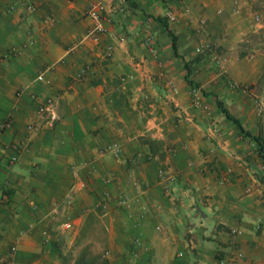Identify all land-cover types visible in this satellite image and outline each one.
Returning a JSON list of instances; mask_svg holds the SVG:
<instances>
[{
    "label": "crops",
    "instance_id": "0c3cea01",
    "mask_svg": "<svg viewBox=\"0 0 264 264\" xmlns=\"http://www.w3.org/2000/svg\"><path fill=\"white\" fill-rule=\"evenodd\" d=\"M94 2L111 18L99 44ZM262 12L252 0H0V123L13 121L0 134V264H81L92 251L101 264L238 251L239 264H264V160L247 136L264 141V43L250 42ZM194 88L211 92L202 108ZM32 96L54 98V127ZM12 143L24 144L15 165ZM114 145L120 155L101 153ZM74 168L87 188L68 207Z\"/></svg>",
    "mask_w": 264,
    "mask_h": 264
},
{
    "label": "built area",
    "instance_id": "2783aa9c",
    "mask_svg": "<svg viewBox=\"0 0 264 264\" xmlns=\"http://www.w3.org/2000/svg\"><path fill=\"white\" fill-rule=\"evenodd\" d=\"M30 2L32 0H29ZM28 10L30 12H34L36 10L35 6L33 4L28 5ZM87 16L93 20L94 25L91 28V30L88 33V36L90 39L96 43L99 44L101 42V36L104 34L109 33V28L107 27V24L111 22V18L108 14L107 8L102 3H92L87 11ZM164 18L169 23H175L178 18L175 13L168 12L165 14ZM121 41H124V38H121ZM150 41V39L148 40ZM212 51L213 48L211 45H207L205 48L202 49V51ZM108 52H112V49L109 48ZM217 64L220 68L224 67V63L226 59L223 56H217L216 57ZM43 76L40 75L38 77L39 81H43ZM234 89L247 92L249 89L245 86H241L239 84L233 85ZM33 100L37 102V111L36 115L40 120V123L43 125H48L50 127H54L55 124L59 121V114L56 107V101L54 98H47L44 101H39V98L37 96H32ZM193 105L196 108H202L203 107V94L201 92L200 88H194L193 89ZM256 108L260 114H264V87L262 90V93L260 96L256 99ZM13 126V121L11 119H7L4 122L0 123V134L11 129ZM38 128V124L36 123H30L28 125L29 132L35 131ZM24 144L22 143H12L10 145H5L2 148V152L4 154L9 153L8 161L11 165H15L18 163L19 158L21 154L24 151ZM114 153L116 155L121 154V148L117 145H114L112 147H108L104 150H102L101 153ZM75 169V184L70 188L69 192L67 193L66 197L64 198V205L65 206H72L75 196L79 191L85 190L87 188V183L84 180V178L79 173L78 168ZM135 187L139 189L141 186L138 182H135ZM117 202L119 205H123L125 203L124 197L118 198ZM73 223L71 221H67L63 224V229L66 231L73 230ZM108 255V254H106ZM244 258V254L240 251H238L233 256L222 259L219 261L218 264H239V262Z\"/></svg>",
    "mask_w": 264,
    "mask_h": 264
},
{
    "label": "rangeland",
    "instance_id": "374dc122",
    "mask_svg": "<svg viewBox=\"0 0 264 264\" xmlns=\"http://www.w3.org/2000/svg\"><path fill=\"white\" fill-rule=\"evenodd\" d=\"M254 3V8L262 9V18L261 23L264 24V0H252ZM251 44L253 45H259L260 43H264V29L261 33H257L255 36H253L250 39ZM264 46V45H263ZM224 55V54H221ZM202 94L207 95L211 94V92H207L204 89H201ZM81 264H101V255H95L94 251L90 252L85 259L81 262Z\"/></svg>",
    "mask_w": 264,
    "mask_h": 264
},
{
    "label": "trees",
    "instance_id": "16d2710c",
    "mask_svg": "<svg viewBox=\"0 0 264 264\" xmlns=\"http://www.w3.org/2000/svg\"><path fill=\"white\" fill-rule=\"evenodd\" d=\"M163 20H166L165 18H163ZM219 106L222 108L224 114L227 116L228 119L232 120L234 123L240 125V121L237 120L230 112L227 108L224 107L223 104H219ZM247 136L253 140L254 142H256L259 146V154L260 156L263 158L264 160V141L260 136H253L250 133H247Z\"/></svg>",
    "mask_w": 264,
    "mask_h": 264
}]
</instances>
